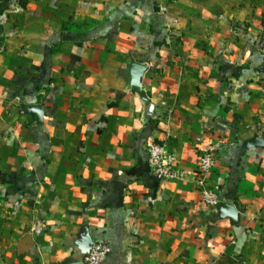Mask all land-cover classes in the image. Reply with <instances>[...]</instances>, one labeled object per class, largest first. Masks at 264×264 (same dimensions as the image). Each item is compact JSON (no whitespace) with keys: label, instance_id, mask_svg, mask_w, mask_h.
<instances>
[{"label":"crops","instance_id":"1","mask_svg":"<svg viewBox=\"0 0 264 264\" xmlns=\"http://www.w3.org/2000/svg\"><path fill=\"white\" fill-rule=\"evenodd\" d=\"M3 12L0 264H83L99 240L101 264H264V0ZM150 143L187 178H158ZM206 150L212 205L194 180Z\"/></svg>","mask_w":264,"mask_h":264},{"label":"built area","instance_id":"2","mask_svg":"<svg viewBox=\"0 0 264 264\" xmlns=\"http://www.w3.org/2000/svg\"><path fill=\"white\" fill-rule=\"evenodd\" d=\"M13 10L18 11L19 8L14 7ZM5 15L6 12H3L0 18ZM147 150L150 165L158 178L167 181L187 178L189 170L180 165L176 153L170 150L166 144L150 143ZM216 166V154L211 150H206L200 155L197 168L194 171L196 175L194 180L198 184L199 192L205 204H216L220 199L217 188L209 184L210 175ZM110 251L111 246L107 240L96 241L86 254L83 264H101Z\"/></svg>","mask_w":264,"mask_h":264}]
</instances>
